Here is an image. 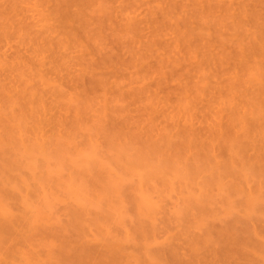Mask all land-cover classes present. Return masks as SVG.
I'll return each instance as SVG.
<instances>
[{
  "label": "rangeland",
  "instance_id": "1",
  "mask_svg": "<svg viewBox=\"0 0 264 264\" xmlns=\"http://www.w3.org/2000/svg\"><path fill=\"white\" fill-rule=\"evenodd\" d=\"M1 208L0 264H264V0H0Z\"/></svg>",
  "mask_w": 264,
  "mask_h": 264
},
{
  "label": "bare ground",
  "instance_id": "2",
  "mask_svg": "<svg viewBox=\"0 0 264 264\" xmlns=\"http://www.w3.org/2000/svg\"><path fill=\"white\" fill-rule=\"evenodd\" d=\"M94 81H95V80H94ZM99 81H100V80H99ZM102 82H103V81H102ZM133 161H134V160H133ZM136 164H137V163H135V165H136ZM0 210H3L4 214H5V212H7V211H6L7 209L4 210V208H3V209L1 208ZM250 210H252V209L250 208ZM1 212H2V211H0V213H1ZM3 212H2V213H3ZM77 215H78V213H77ZM0 225H1V224H0ZM8 226H9V225H8ZM1 227H2V228H5L4 226H0V229H1V230H3ZM6 228H7V227H6ZM1 232H2V231H1ZM1 232H0V237H1L2 240H3V237H4V236L1 234ZM231 234H232V231H231ZM1 235H2L3 237H2ZM230 236H231V235H230ZM1 238H0V242H1ZM66 249H68V248H64L63 251L66 250ZM66 252H67V251H66Z\"/></svg>",
  "mask_w": 264,
  "mask_h": 264
}]
</instances>
